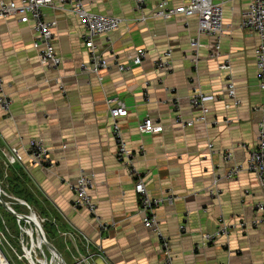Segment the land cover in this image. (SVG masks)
I'll return each mask as SVG.
<instances>
[{
    "label": "crops",
    "instance_id": "obj_1",
    "mask_svg": "<svg viewBox=\"0 0 264 264\" xmlns=\"http://www.w3.org/2000/svg\"><path fill=\"white\" fill-rule=\"evenodd\" d=\"M215 1L223 3L225 10L222 56L211 58L217 42L202 36L195 67L188 58L191 41L198 35L197 16L151 18L160 0H149L143 12L148 19L143 21L135 0H87L88 11L124 20L111 44L98 39L101 55L111 63L127 64L137 50L148 52L143 64L125 72L113 67L101 73L102 80L81 69L89 62V51L75 15L45 10V18L57 23L55 48L62 58L58 71L41 63L33 47L38 35L31 23L0 18V79L12 100L9 114L0 107V163L5 179L18 180L30 190L33 205L3 189L4 195L12 208L21 205V215L34 212L40 222L56 223L61 235L52 244L67 264H80L78 258L88 254L87 248L97 254L84 264H162L159 239L143 224L135 182L116 158L110 113L115 99L128 109V116L119 120L127 145L135 152L144 148L137 156V167L147 174L150 195L176 197L173 204L157 210L175 264H264V225L239 226L253 218L255 204L264 200L259 183L247 171L226 178L232 168L246 166L249 148L257 143L258 108L264 103L255 58L258 37L241 28L250 0ZM186 3L167 0L166 6ZM168 50L173 52L172 67L163 73L155 68V60ZM226 61L242 102L230 110L223 98L226 72L220 68ZM196 87L216 97L207 102L208 123L184 129L176 124V113L184 120L200 115L190 100ZM174 101L179 102L177 110ZM147 116L160 119L163 130L140 134L139 126ZM36 138L51 150L52 167L36 166L28 156L29 142ZM15 147L22 152V161H10L8 153ZM226 150L233 153L229 162L223 158ZM82 173L94 175L91 194L98 203V216L107 224L105 230L87 210L72 207L71 186ZM218 177L220 193L212 198L209 191ZM221 219L230 227L229 235L205 242L204 234L215 232ZM23 258L0 232V262L19 264Z\"/></svg>",
    "mask_w": 264,
    "mask_h": 264
},
{
    "label": "built area",
    "instance_id": "obj_2",
    "mask_svg": "<svg viewBox=\"0 0 264 264\" xmlns=\"http://www.w3.org/2000/svg\"><path fill=\"white\" fill-rule=\"evenodd\" d=\"M149 0H135V10L137 13L143 14V21L148 17L143 13L147 9ZM187 2L175 8L167 7V0H160L157 9L151 14V18L172 19L178 15H184L186 18L198 17V35L191 41V55L188 58L195 67L200 61L199 50L202 47L200 38L208 36L214 38L217 42V50L210 54L211 58L219 59L222 56L219 45L225 35L226 26L224 24L225 10L223 3H217L215 0H184ZM54 9L65 13H71L77 17L83 28L81 39L89 51V62L81 65V69L85 72L101 76L102 72L110 71L116 67L118 71L125 72L133 66L143 64L148 57L145 49H139L135 55L130 56L128 63H120L116 61L111 63L103 55L99 53L98 39L104 38L108 44L112 43V35L123 24L124 20L110 15L92 13L87 9V0H21L17 1H0V18H19L24 24H32L33 30L38 35V39L34 42V49L38 51L41 63L48 69L58 71L62 66V58L58 55L55 48V21H48L45 18L46 9ZM243 30H250L258 37V43L255 47V58L258 70V86L264 92V0H250L248 10L245 12L241 22ZM173 52L168 50L161 54L155 60V68L160 72H169L172 67ZM222 71L226 72V84L224 88V99L226 100V109L230 110L233 106L238 108L241 106V100L238 97L237 86L231 72L229 61L220 65ZM150 83L147 82V86ZM216 96L206 94L201 88H195L191 95V103L194 109L200 111V115L190 120H184L182 116L176 113V124L182 128L193 127L196 124H207L211 109L207 106V102L214 100ZM112 102L115 106L110 109L111 127L113 138L116 146V158L118 162L128 171L129 175L135 182V191L139 198V207L142 213L144 226L153 231L159 239L162 255V264H175V254L172 251L170 238L166 236L158 219L157 210L166 203L173 204L176 197L169 195L166 198H155L150 195L146 185V172L137 167L138 154L144 153V148L135 152L134 149L127 145L124 132L119 120L128 116V109L125 103L120 99ZM176 110L179 108V102H172ZM12 100L5 94L4 82L0 79V107L6 114L11 111ZM258 110L261 113V119L257 124V143L249 148V157L245 167L236 166L227 172L226 178L235 179L243 171L250 172L255 175L260 189L264 195V103L260 105ZM230 123L228 119L224 121ZM220 124L218 121L215 125ZM163 125L158 118L147 116L139 126V133L142 135L154 134L163 130ZM210 150H214V144H209ZM32 163L36 166L50 168L53 166L51 150L45 145L41 138L33 139L29 142L26 149ZM11 162L22 161V152L18 147L12 148L8 153ZM226 162L233 158V153L226 150L223 154ZM220 178H216L214 185L210 188L209 194L216 197L219 196V188L217 183ZM95 188L94 175L82 173L77 181L72 184L71 190L74 192V201L72 207L75 210H87L94 215L99 227L106 229L105 222L98 216V203L94 200L91 192ZM213 233L204 234L205 242H213L222 236H228L230 227L223 223ZM20 222V221H19ZM42 224V222H41ZM264 225V200L255 204V213L250 221H242L240 227L247 229L248 227H259ZM23 233L28 234V227H21ZM33 231V229L31 228ZM185 227H182V232ZM68 234H64L66 237ZM31 237V236H30ZM32 246L34 239L31 237ZM24 250H28L29 243L22 239ZM100 249V247H99ZM27 253V252H26ZM87 255L80 254L78 262L84 264L96 256V252L87 248ZM39 261V260H36ZM2 264V260L0 262ZM5 264H8L6 261Z\"/></svg>",
    "mask_w": 264,
    "mask_h": 264
},
{
    "label": "trees",
    "instance_id": "obj_3",
    "mask_svg": "<svg viewBox=\"0 0 264 264\" xmlns=\"http://www.w3.org/2000/svg\"><path fill=\"white\" fill-rule=\"evenodd\" d=\"M3 166L0 163V184L3 187L4 191L8 195H13L16 198L26 201L31 206L33 205V201L30 197V190L25 188L18 180H8V178L3 177ZM3 198L6 202H12L6 195L3 194ZM14 211L18 214L23 213V208L21 205L14 204ZM44 228L46 237L50 243H53V240L61 235V233L57 229L56 223L52 221H44L42 223ZM21 227H27V224L23 221H17L14 215L8 212L1 204H0V232L1 235H4L8 241L12 244V246L17 249L19 255L23 258V249H22V239L27 242V236L21 230ZM63 235V234H62ZM63 237V236H62ZM57 248V247H56ZM58 249V248H57ZM59 250V249H58ZM60 251V250H59ZM61 252V251H60ZM20 261V260H19ZM21 263H27V260L23 258ZM55 262V261H54ZM56 264V263H55Z\"/></svg>",
    "mask_w": 264,
    "mask_h": 264
},
{
    "label": "water",
    "instance_id": "obj_4",
    "mask_svg": "<svg viewBox=\"0 0 264 264\" xmlns=\"http://www.w3.org/2000/svg\"><path fill=\"white\" fill-rule=\"evenodd\" d=\"M3 188L0 184V204L8 211L10 212L12 215H14L18 221H23L25 223L30 224V226L33 229V233L37 235V242H38V247L39 249H41V247H43V245L46 246V248L51 252L52 254V260L51 262H53L54 258L56 259V264H67L62 256V254L59 252V250L48 241L44 228L40 222V220L36 217L35 213L32 212V214L30 215H21L18 214L16 211H14V209L11 207V205L6 202L3 198ZM34 234L31 236L33 237ZM26 251V250H25ZM27 252V251H26ZM25 252V257L26 259L31 263V264H37L34 259L32 258V256L30 255V253L28 254V252ZM47 261V259H46ZM9 263V261H8Z\"/></svg>",
    "mask_w": 264,
    "mask_h": 264
},
{
    "label": "rangeland",
    "instance_id": "obj_5",
    "mask_svg": "<svg viewBox=\"0 0 264 264\" xmlns=\"http://www.w3.org/2000/svg\"><path fill=\"white\" fill-rule=\"evenodd\" d=\"M210 196L212 197V198H214V196H212L211 194H210ZM27 224V227L31 230V226H30V224H28V223H26ZM32 231V230H31ZM33 232V231H32ZM26 236H27V242L29 243V247H28V249L29 250H32V258L34 259V261L37 263V264H40L41 263V261L42 260H45V259H47V262H48V264H55L56 263V260H55V258H54V260H53V262H51V260H52V254H51V252L46 248V246L45 245H43V250H41V249H39L38 248V242H37V235H36V233L34 234V236H33V239H34V245L32 246V241H31V237L29 236V234H26ZM22 249H23V247H22ZM24 250V249H23ZM24 252H26L25 250L23 251V253ZM26 254L24 253V256H25ZM26 258V257H25ZM27 260V259H26ZM36 260H39V261H36ZM55 261V262H54ZM28 262V264H31L29 261H27ZM19 264H27V263H21L20 261H19Z\"/></svg>",
    "mask_w": 264,
    "mask_h": 264
},
{
    "label": "bare ground",
    "instance_id": "obj_6",
    "mask_svg": "<svg viewBox=\"0 0 264 264\" xmlns=\"http://www.w3.org/2000/svg\"><path fill=\"white\" fill-rule=\"evenodd\" d=\"M29 235H33L34 233L32 232V231H29V233H28ZM39 248V247H38ZM41 250H43V247H41ZM27 252H28V254L30 253V255L31 256H33L32 255V250H27ZM6 263V260L4 259V260H2V264H5ZM42 264H47V261H46V259L45 260H42Z\"/></svg>",
    "mask_w": 264,
    "mask_h": 264
}]
</instances>
